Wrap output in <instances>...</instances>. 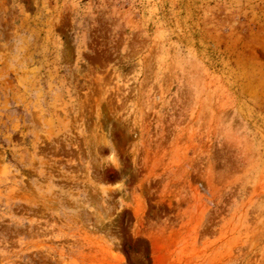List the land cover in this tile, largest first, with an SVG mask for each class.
<instances>
[{
    "label": "rangeland",
    "instance_id": "1",
    "mask_svg": "<svg viewBox=\"0 0 264 264\" xmlns=\"http://www.w3.org/2000/svg\"><path fill=\"white\" fill-rule=\"evenodd\" d=\"M0 264H264V0H0Z\"/></svg>",
    "mask_w": 264,
    "mask_h": 264
}]
</instances>
